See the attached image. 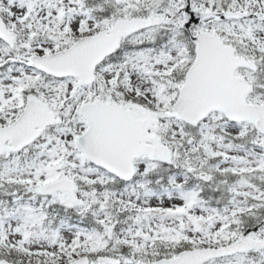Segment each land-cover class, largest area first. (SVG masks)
I'll list each match as a JSON object with an SVG mask.
<instances>
[{
    "label": "snow or ice",
    "instance_id": "1",
    "mask_svg": "<svg viewBox=\"0 0 264 264\" xmlns=\"http://www.w3.org/2000/svg\"><path fill=\"white\" fill-rule=\"evenodd\" d=\"M0 264H264V0H0Z\"/></svg>",
    "mask_w": 264,
    "mask_h": 264
}]
</instances>
